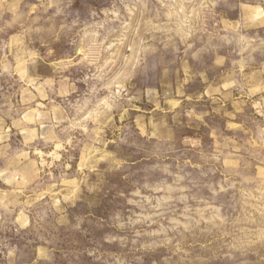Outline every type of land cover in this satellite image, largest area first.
I'll return each mask as SVG.
<instances>
[{
  "label": "rangeland",
  "instance_id": "obj_1",
  "mask_svg": "<svg viewBox=\"0 0 264 264\" xmlns=\"http://www.w3.org/2000/svg\"><path fill=\"white\" fill-rule=\"evenodd\" d=\"M0 264H264V0H0Z\"/></svg>",
  "mask_w": 264,
  "mask_h": 264
}]
</instances>
